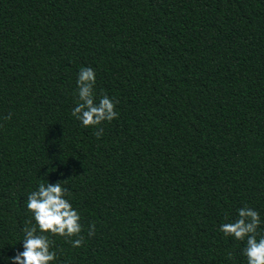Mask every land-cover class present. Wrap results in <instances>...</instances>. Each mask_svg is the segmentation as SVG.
I'll return each instance as SVG.
<instances>
[{
  "label": "trees",
  "instance_id": "16d2710c",
  "mask_svg": "<svg viewBox=\"0 0 264 264\" xmlns=\"http://www.w3.org/2000/svg\"><path fill=\"white\" fill-rule=\"evenodd\" d=\"M81 67L117 101L99 139ZM58 180L85 242L55 264H246L219 227L248 206L264 234V0H0V264Z\"/></svg>",
  "mask_w": 264,
  "mask_h": 264
},
{
  "label": "clouds",
  "instance_id": "9594fccd",
  "mask_svg": "<svg viewBox=\"0 0 264 264\" xmlns=\"http://www.w3.org/2000/svg\"><path fill=\"white\" fill-rule=\"evenodd\" d=\"M76 101L71 111L72 117L84 128L94 127V135L99 139L103 136L101 127L105 122L117 119V101L106 93H101L97 100L94 88L96 85L95 70L81 67L76 80ZM4 119H11V113ZM63 175V173H61ZM58 180L55 183L41 181L38 187L27 195L26 221L23 231L22 251L8 258L10 264H55L58 259L54 249L55 238L63 239L73 248L83 246L84 227L81 215L68 199L69 190ZM227 219V218H226ZM262 224L260 213L253 208L244 206L237 210V219L220 225L219 231L224 237L236 241H244L242 255L246 264H264V234L258 231ZM96 234L95 223L88 225L89 238ZM231 257V253H229Z\"/></svg>",
  "mask_w": 264,
  "mask_h": 264
}]
</instances>
